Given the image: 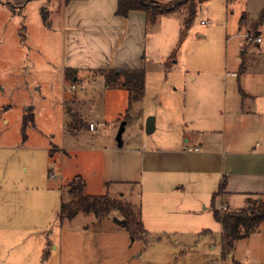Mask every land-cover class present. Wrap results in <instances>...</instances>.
<instances>
[{
	"label": "rangeland",
	"instance_id": "374dc122",
	"mask_svg": "<svg viewBox=\"0 0 264 264\" xmlns=\"http://www.w3.org/2000/svg\"><path fill=\"white\" fill-rule=\"evenodd\" d=\"M65 5L0 0V264H264V223L237 240L231 256H222L221 225L206 211L195 227L178 233L144 227L147 233L136 239L114 222L122 220L118 212L101 220L82 213L58 218L62 189L77 175L85 180V195L129 202L146 217L154 200L141 183L146 173L140 154L132 150L177 147L190 129H223L233 138L239 127L231 113L238 107L264 123L263 44L247 40L264 0H197L188 29V5L147 23L139 47L140 59L144 52L146 58L137 64L145 71L144 95L130 104L128 91L106 86L100 71L86 68L87 61L79 76L64 79L74 27ZM242 12L248 18L240 31ZM92 22L96 26L79 27L77 47L99 42V24ZM68 107L82 121L77 137L67 129ZM149 118L152 133L145 129ZM256 143L255 137L249 140ZM239 200L234 209L245 207ZM45 248L49 254L42 260Z\"/></svg>",
	"mask_w": 264,
	"mask_h": 264
},
{
	"label": "crops",
	"instance_id": "0c3cea01",
	"mask_svg": "<svg viewBox=\"0 0 264 264\" xmlns=\"http://www.w3.org/2000/svg\"><path fill=\"white\" fill-rule=\"evenodd\" d=\"M116 4L117 0H79L66 3V17L74 27L69 32L73 48L65 69H73L79 76L86 61L88 70L141 69L140 64H137L146 58L145 52L141 59L139 56L140 37L147 25L145 14L132 11L126 18L116 16ZM92 21L99 24V42L89 46L94 36L92 35L86 38L88 48H82L84 45L77 47L80 41L75 43V40L80 34L79 27L86 23L94 24ZM90 48L100 50L91 53L88 51ZM80 49H85L87 55H79L76 50ZM99 64L104 67L96 69ZM64 104L69 103L64 101ZM207 113L209 114V110ZM231 116L235 117L233 120L239 127L238 135L233 138L223 129L221 132L216 129H190L183 134V143L177 147H142L141 150H132L140 154V165L146 173L141 183L154 200L148 216L142 214L144 227L163 233H178L184 228L197 226L205 211L208 215H213V209L237 210L234 209L237 199L246 204L247 199L262 196L264 123L258 122L260 119L257 113L242 111L239 107L232 110ZM72 135L78 136L77 133ZM250 137L258 139L259 143L255 147L249 144ZM117 147L119 148L118 145ZM194 148L198 150L194 151ZM69 150L76 151L78 148L71 147ZM222 180H225V189L214 197L213 202L211 197V210H208L205 206L207 200L216 194ZM177 194H182V198ZM240 195L242 198H237ZM197 206L201 209L197 210Z\"/></svg>",
	"mask_w": 264,
	"mask_h": 264
},
{
	"label": "trees",
	"instance_id": "16d2710c",
	"mask_svg": "<svg viewBox=\"0 0 264 264\" xmlns=\"http://www.w3.org/2000/svg\"><path fill=\"white\" fill-rule=\"evenodd\" d=\"M72 1L65 0L67 4ZM200 3L206 0H198ZM231 2L233 0H226ZM197 0H175L167 4H160L152 0H117L115 15L126 18L132 11H138L145 14L146 23L155 24L159 17L170 13L180 6L188 5V14L184 23V28L188 29L193 22L195 16V7ZM248 15L242 12L239 19V30L247 23ZM257 38L261 41L258 45L263 44L264 51V5L257 15V20L251 33L248 34L247 40L255 42ZM175 51H173L169 59H173ZM167 65V63H166ZM100 73L104 76L105 84L108 87H121L128 91L129 104L140 100L144 95L145 87V71L141 69H108L102 70ZM244 68L240 67L237 78L240 80ZM65 80L71 81L76 76L73 69H65ZM240 93L246 97V93L240 88ZM67 112L71 115L72 122L67 129L71 134H75L77 127L82 125V121L76 113H72L71 108H67ZM86 183L80 175L75 176L69 181L65 188L62 189L61 204L58 218L62 220H71L78 214L94 215L98 220L112 212H118L121 219L124 220L123 226L127 232L134 238H141L147 233L143 222L141 208L129 202L122 201L108 195H85ZM225 189V180H222L218 192L212 196L219 195ZM213 217L221 225L220 246L221 255L226 256L233 250L234 243L240 238L248 236L259 224L264 223V199H247L245 207L237 210H218L213 209ZM209 231V230H208ZM203 231V233H209ZM48 250L45 248L42 254V260H47Z\"/></svg>",
	"mask_w": 264,
	"mask_h": 264
},
{
	"label": "water",
	"instance_id": "95a60500",
	"mask_svg": "<svg viewBox=\"0 0 264 264\" xmlns=\"http://www.w3.org/2000/svg\"><path fill=\"white\" fill-rule=\"evenodd\" d=\"M125 123H123L118 131V134L116 136V139L118 141V146H122V140H121V135H122V132H123V126H124ZM145 129H146V132L147 133H152L155 129V125H154V118H149L146 122V125H145ZM114 222L117 223V224H120V225H123L124 223V220H119L118 218H115L114 219Z\"/></svg>",
	"mask_w": 264,
	"mask_h": 264
},
{
	"label": "built area",
	"instance_id": "2783aa9c",
	"mask_svg": "<svg viewBox=\"0 0 264 264\" xmlns=\"http://www.w3.org/2000/svg\"><path fill=\"white\" fill-rule=\"evenodd\" d=\"M201 23H202V24H205V23H206V21H201ZM260 41H261V39H260V38H257V39L255 40V42H260ZM93 127H94V125H93V124H90V125H89V128H91V129H92ZM193 150H194V151H197V150H198V148H194ZM189 151H190V149H189ZM223 210H225V209H223Z\"/></svg>",
	"mask_w": 264,
	"mask_h": 264
}]
</instances>
